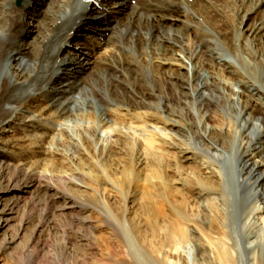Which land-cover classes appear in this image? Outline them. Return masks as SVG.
Masks as SVG:
<instances>
[{"label":"rangeland","instance_id":"1","mask_svg":"<svg viewBox=\"0 0 264 264\" xmlns=\"http://www.w3.org/2000/svg\"><path fill=\"white\" fill-rule=\"evenodd\" d=\"M15 1L13 5L16 8L20 7L22 0L19 5ZM48 1L56 3L58 0H31V8L25 11L34 13L33 8H43L42 2L47 4ZM113 1L105 2L107 10L113 11L118 6V0L116 3ZM128 1L134 4L136 0ZM34 2L38 3L34 4ZM196 8L197 6L194 5L193 9L196 10ZM129 9L126 7L123 12L118 13L122 22L131 12ZM174 15L178 20L172 21L174 22L172 27L180 28L183 14L177 10ZM27 16L30 17L27 19L29 24L20 34L21 54L9 63L12 67L22 59L32 58L42 38L40 23L45 22L47 17L45 19V17L42 18L43 16H34L29 13ZM241 20L243 23L240 29L245 32V29L249 28L256 18L253 16L247 20L246 18ZM86 26H88L87 23L83 22L80 28ZM229 26L230 24L227 23V28ZM77 32L70 42H78L83 47L85 46L87 51L92 52V46H97L94 43L97 41L95 37L98 36L91 37V33ZM107 34L99 38V41L103 42L102 39H106ZM245 34L247 35L246 40H250L246 44L247 49L254 46L253 42L259 43L257 47L264 48V37L262 38L264 28L257 35L259 41L251 38L253 35L251 32L247 31ZM71 46L69 49L73 48ZM137 46L140 48L126 51L129 55L135 56V60L138 61L133 66V75L138 78L137 87L146 93H154L146 101L151 103L148 110L156 113V119L143 124L135 118L147 109L141 104L143 100L141 101L137 96L127 97L128 102L131 103L129 107L116 103L117 106L112 105V108L122 107L129 112L124 121L113 123V127L125 133L132 146L136 145V142L139 149L144 150V141L151 137V139L155 138L153 145L156 149L145 153V163L141 166L136 165L135 158L133 159L135 156L129 153L123 145L117 147L112 153L113 156L109 157L110 159L107 156L106 158L102 151L101 145L107 144L108 146L112 139L111 128L101 126L97 118L104 106L111 104L108 101L110 99L107 98L99 100L92 106L81 104L80 111L73 110L66 113L64 117H60L62 119H58L59 121L67 122L63 125L64 132L59 130V126L54 128L55 123H48L51 119L50 115H38L34 111L35 102H30L28 109L15 114L12 121L0 128V264H134L133 252L130 251L128 254L119 251L120 239L116 240V236L112 235L115 229L108 224L107 214L114 218L123 213L124 223L128 219L131 227H135L142 234L145 233V242L141 245L149 249L148 251L156 250L164 256L168 254L166 249L170 248L162 242L165 238L162 235L164 233L162 228L172 222L182 226L187 231L188 238L174 245L177 247L175 257L169 255V259L178 260V264H216L212 258L202 259L196 247L199 242L207 245L203 236L207 234V231L215 234L217 225H225V229L237 239L241 231L252 224L251 222L259 228H264L262 224L264 208H261L264 204L263 197L261 199L253 197L238 215L239 210L234 206L230 162L227 152L223 149L219 148L224 158L216 163L220 173L217 172V178L213 179L220 181V187L224 193L202 190L191 182H187L188 178L194 175L205 180L208 168H211L210 170L214 168L210 165V158L196 147L192 137L195 127L203 126L207 129L214 128L215 132L219 129L225 132L229 129L237 131V124L232 126L234 121L231 120L230 123L229 118L222 120L219 117L213 121L209 119V112L202 114L197 109L195 98L192 97L194 82H196L193 79L194 71H188L185 64L157 69L161 70L163 75L169 70L176 76L172 79L174 84L168 81L165 85L163 82L165 79H150L151 70L157 67L155 64H145L146 59L150 62V57H146L150 56V52L145 49V45L138 44ZM237 47L241 52L242 49L238 44ZM95 50L97 54L91 55L95 62L90 69L80 74L81 78L91 77L98 69L100 56L98 52L101 50L97 48ZM254 51L257 55L252 57L254 62H260L262 58L259 57L257 50ZM226 55L236 62L232 52ZM184 56L178 49L166 54V58H172L173 61L179 58L182 63L190 61L188 66L196 64ZM220 64L218 67L225 66L232 74L227 71L223 72L222 76L220 73L216 74L217 69H214L215 71L212 72L214 78L208 79L211 83L213 82L210 87L216 89L218 85L221 91H226V87L231 86V88L241 90V83H238V79L241 78L240 72H243L241 65L237 63L238 69H236L221 62ZM195 66L200 72L204 70L202 73L206 74L208 69L206 70L199 64ZM99 81L97 85L105 87L102 80ZM228 82L233 83V86ZM261 84L257 82L255 85H257L259 95L260 93L262 95L261 107H264V84ZM0 85L1 88L5 87L4 79ZM152 85H154V90L151 89ZM222 85H224V90ZM96 96L99 97V95ZM110 98L114 99V96L110 95ZM61 102L66 103L64 99H61ZM224 103L226 104H220L222 116L229 114L228 101ZM161 109L165 110L161 111ZM90 110L95 113L94 117L90 114L88 117L87 113ZM52 111L53 109H49L47 113L51 114ZM112 112L107 113V117L113 120ZM161 114L169 116L171 120L164 123ZM52 120H57V118ZM84 139L88 140V144ZM209 140H204L203 148L212 146ZM225 140L229 142V138ZM260 145L257 144V151L263 146ZM47 149L51 151L49 153L55 154L53 162L52 160L46 162L36 160L38 156L32 151ZM253 160L264 162V152L255 154ZM204 167L207 171L202 170ZM124 175L129 177L130 183L126 181ZM71 180L74 184L77 183V186H73ZM104 180H110L113 184L104 185ZM122 181L130 185L128 196L121 186ZM217 184L215 183V186L218 187ZM258 206L260 208L256 210ZM178 211L184 213V221L178 219L176 213ZM105 237H109V242L105 240ZM149 255H154V252ZM239 263L244 264L241 261Z\"/></svg>","mask_w":264,"mask_h":264},{"label":"bare ground","instance_id":"2","mask_svg":"<svg viewBox=\"0 0 264 264\" xmlns=\"http://www.w3.org/2000/svg\"><path fill=\"white\" fill-rule=\"evenodd\" d=\"M13 2L14 0H0V83L3 79L5 80V87L1 88L0 85V128L12 121L15 114L23 112V109H28L30 102H35L34 111L38 115H50L51 119L48 123H55L54 128L59 126V130L64 132L63 125L67 122L59 121L58 119H62L60 117H64L66 113L73 110L77 112L81 109L79 108L81 104L92 106L99 100L107 98L110 99L108 101L111 104L104 106L103 111H99L100 114L97 118L101 126L111 128L112 139L108 146L107 144L101 145L102 151L105 157L109 158L113 156L112 153L117 147L123 145L129 153L135 156L133 159L135 158L136 165L141 166L145 163V153L155 148L153 145L155 138L146 139L143 143L144 150H140L138 143L135 142L136 145L132 146L127 140V135L114 128L113 123H121L129 114L126 108L118 109L116 103L129 107L131 103L128 102L127 97L134 98V96L143 100L145 103L142 101L141 104L147 108L142 115L138 114L139 116L136 115L135 118L143 124L156 119V113L148 110L151 103L146 101L154 93H146L137 87L138 78L133 75V66L138 61L135 60V56L129 55L126 51L138 49L140 47L137 45L142 44L150 52V56H146L150 57V62L146 59L145 64H155L157 67H152L150 79H165L163 80L164 84L168 81L174 84L172 79H175L176 76L169 70H166L167 73L163 75L162 71L157 69L185 64L188 71H194L193 79L196 82H194L192 97L195 98L197 109L202 114L209 112V119L213 121L219 117L222 120L229 118L230 123L231 120L234 121L232 126L237 124L238 127L237 131L229 129L225 132L220 129L215 132L214 128L207 129L203 126L195 127L192 137L196 147L210 158V165H213L215 169L208 168L207 171L204 167L202 170L207 171L205 180L194 175L187 177V182H191L202 190L223 192L220 181L217 182L213 179L217 178V172L220 173L216 163L224 158L220 148L227 152L230 162L234 206L240 211H238V215L253 197L264 198V162L253 160L255 154L264 152V107H261L260 98L262 95L261 93L259 95V90L255 85L257 82L264 84V48L257 47L258 42H253L254 46L247 49L246 44L250 40H246L247 35L245 34L249 31L253 34L251 38L254 41L259 39L257 35L264 28V0H136L134 4L128 0H118V6L113 11L105 9L103 3L98 0H58L56 3L55 1H48L47 4L42 2L43 8L39 7L37 10L33 8L34 13L25 11L29 9L30 0H23L19 8H16ZM114 2L116 3V0ZM194 5L197 6L196 10L193 9ZM126 7H129L131 12L122 22L118 13L123 12ZM177 10L183 14V19L180 21V28H173L172 23L174 22L172 21L178 20L174 15ZM27 13L43 16L42 18L45 17V19L47 17L45 22L40 23L42 38L39 48L34 51L32 58L22 59L12 67L9 63L21 54L20 34L23 28L29 24L27 19L30 17L27 16ZM253 16L256 21L251 25L248 24L249 28L247 27L245 32L241 30L240 25L243 23L241 19L246 18L247 20ZM83 22H86L88 26L80 28ZM227 23L230 24L229 28H227ZM76 31L85 34L91 33V37L98 36L95 37L97 41L94 39L96 41L94 44L97 46L91 45L92 52L87 51L85 46L83 47L78 42H70L72 35H77ZM43 32L45 33L43 34ZM106 33H108L107 38L102 39L103 42L99 41V38ZM237 44L243 52H240ZM70 45H72V49H69ZM175 47L185 55L187 60L208 69L206 74L202 73L204 70L200 72L195 66L196 64L188 66L190 61L182 63L179 58H175V61L171 60L172 58H166L168 52L172 53L176 50ZM95 48L101 50L98 52L100 55L98 69L91 77L81 78L80 74L86 69H90L95 62L93 60L94 54H97ZM253 49L257 50L259 57L262 58L260 62H254L253 58L257 55L254 54ZM228 52H232L234 60L242 67L243 72H240L241 78L238 79L240 81L238 83H241L242 86L241 90L231 88V86L226 87V91H221L218 85L216 89L210 87L213 82L211 83L208 79L214 78L212 73L214 69H217L216 74L227 71L231 73L225 66L218 67L221 65L220 62L238 69L237 63L227 57L226 53ZM11 69L14 70L11 72ZM200 69L202 68L200 67ZM144 72L146 73V71ZM99 80H102L105 87L97 85ZM254 82L256 83L254 84ZM230 83L228 82V84ZM231 84L233 86V83ZM151 89L154 90V85L151 86ZM254 90L256 92L253 93ZM69 95L71 96L69 97ZM96 95H99L100 98ZM110 95H113L114 99H111ZM159 97L162 96L159 95ZM164 97L168 100L166 96ZM61 99H64L66 103L61 102ZM226 100L228 101L229 114L222 116L220 104L225 105ZM112 105H116L115 108H112ZM157 108L160 107L157 106ZM49 109H53L51 114L47 113ZM163 110L165 109H161V111ZM90 111L87 113L88 117L89 114L94 117L95 113ZM110 112L113 113V120L107 117V113ZM160 116L164 118V120L162 119L164 123L171 120L169 116L163 114ZM56 118L57 120H52ZM174 122L178 124L176 120ZM225 138H229L228 143ZM206 139H210L209 143L212 146L203 148ZM84 141L88 144V140L84 139ZM257 144L263 145H260L261 150H256ZM47 150L31 151L37 154L36 160L46 162L55 158V154L49 153L51 151ZM130 174L132 175V173ZM124 177L129 182V177L125 175ZM126 181H122L121 186L128 196L130 185L125 184ZM71 183L73 186H77V183L74 184L72 180ZM215 183H218V187L215 186ZM103 184L112 185L113 183L110 180H104ZM259 208L260 206L256 210ZM261 208H264V204ZM176 213L178 219L184 221V213L182 211ZM123 217V213L114 218L110 214L106 215L108 224L115 229L112 235L116 236V240L120 239L119 251L128 254L130 251L133 252L134 264H178V260L169 259V255L175 257L177 247L174 245L188 238L187 231L182 226L172 222L162 228L163 238L165 237L162 242L170 248L166 249L168 254L166 253L164 256L156 250L148 251L149 249L143 247L141 244L145 242V233L142 234L135 227H131V222L128 219L124 223ZM251 223L250 226L241 229L238 239L225 229V225H217L215 234L207 231V234L203 236L207 245L203 242L197 243L198 254L202 259L212 258L216 264H240V261L244 264H264V228H259L253 222ZM262 224L264 226V220ZM154 229L156 230L155 227ZM108 238L105 237L107 242H109ZM152 252L154 255H149Z\"/></svg>","mask_w":264,"mask_h":264}]
</instances>
